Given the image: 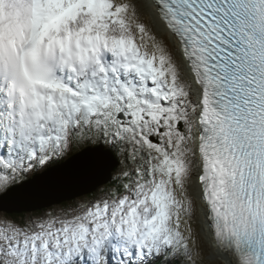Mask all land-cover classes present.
<instances>
[{
	"label": "snow or ice",
	"instance_id": "1",
	"mask_svg": "<svg viewBox=\"0 0 264 264\" xmlns=\"http://www.w3.org/2000/svg\"><path fill=\"white\" fill-rule=\"evenodd\" d=\"M146 7L0 0V264H264V0Z\"/></svg>",
	"mask_w": 264,
	"mask_h": 264
},
{
	"label": "rangeland",
	"instance_id": "2",
	"mask_svg": "<svg viewBox=\"0 0 264 264\" xmlns=\"http://www.w3.org/2000/svg\"><path fill=\"white\" fill-rule=\"evenodd\" d=\"M136 2L139 5V11H140L143 22L149 26L153 25L152 22L149 20V18L142 13L140 6L141 5L144 6L143 3H141L138 0H136ZM145 10L147 11V13H149L148 9L145 8ZM151 19L153 20L152 17H151ZM161 38L166 40V41L170 40V38L166 35H163ZM87 198L92 199V198H94V196H93V194H88ZM199 241L201 244V251L203 253V256L200 258H197V264H223L222 259H219V258L213 259L212 253L214 252V250L213 249H212L213 251L211 250L212 245H210L207 236H205L203 233H201L199 235ZM198 261H200V263H198Z\"/></svg>",
	"mask_w": 264,
	"mask_h": 264
},
{
	"label": "bare ground",
	"instance_id": "3",
	"mask_svg": "<svg viewBox=\"0 0 264 264\" xmlns=\"http://www.w3.org/2000/svg\"><path fill=\"white\" fill-rule=\"evenodd\" d=\"M145 3V6H140V8H141V10H142V13L144 14V15H146L148 18H149V20L152 22V24L154 23V20H152L151 19V17L153 18V16H152V14L149 12V13H147V11L145 10V8H147L146 7V5L150 2V0H142L141 1V3ZM149 9V8H148ZM150 10V9H149ZM151 16V17H150ZM158 35H160V37H162L164 34L161 32V31H158ZM167 36V35H166ZM170 38V37H169ZM207 238H208V240H209V243H210V245H212V248H211V250L213 249L214 250V245H213V243H212V240H211V238H210V236H207ZM212 250V251H213Z\"/></svg>",
	"mask_w": 264,
	"mask_h": 264
},
{
	"label": "trees",
	"instance_id": "4",
	"mask_svg": "<svg viewBox=\"0 0 264 264\" xmlns=\"http://www.w3.org/2000/svg\"><path fill=\"white\" fill-rule=\"evenodd\" d=\"M198 263H200V261H198Z\"/></svg>",
	"mask_w": 264,
	"mask_h": 264
},
{
	"label": "water",
	"instance_id": "5",
	"mask_svg": "<svg viewBox=\"0 0 264 264\" xmlns=\"http://www.w3.org/2000/svg\"><path fill=\"white\" fill-rule=\"evenodd\" d=\"M91 194V193H90Z\"/></svg>",
	"mask_w": 264,
	"mask_h": 264
}]
</instances>
